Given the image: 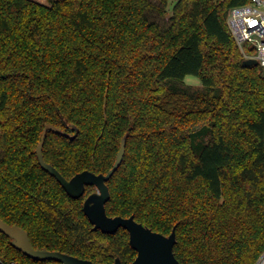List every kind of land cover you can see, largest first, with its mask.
Returning <instances> with one entry per match:
<instances>
[{
	"label": "trees",
	"instance_id": "obj_1",
	"mask_svg": "<svg viewBox=\"0 0 264 264\" xmlns=\"http://www.w3.org/2000/svg\"><path fill=\"white\" fill-rule=\"evenodd\" d=\"M0 0V219L35 248L97 263L137 251L95 230L36 155L66 178L107 173L110 216L169 235L183 264H255L264 252V67L244 65L227 22L250 0ZM197 76L205 90L180 86ZM0 256L19 251L0 231ZM0 264H4L0 261ZM62 264V263H59Z\"/></svg>",
	"mask_w": 264,
	"mask_h": 264
},
{
	"label": "water",
	"instance_id": "obj_2",
	"mask_svg": "<svg viewBox=\"0 0 264 264\" xmlns=\"http://www.w3.org/2000/svg\"><path fill=\"white\" fill-rule=\"evenodd\" d=\"M257 63L255 58L245 59L244 65ZM49 130L61 132L51 124L45 126L41 140L36 148V155L40 166L53 175L64 187L65 191L73 198H81L86 193L87 186H94L96 190L86 196L83 210L95 230L103 233L114 234L120 228L129 232V243L137 251L136 258L130 264H183L174 253L177 241L176 228L169 235L153 230L135 219L134 215L124 217L121 215L110 216L107 213L106 203L111 193L108 181L120 167L126 153V136L122 138L121 147L117 153L113 167L107 173H94L83 170L70 179L66 178L54 165L48 163L43 154V148ZM0 231L12 238V244L25 255L36 260H54L62 264H105L97 263L90 259L80 258L61 251H51L46 248H35L31 242L28 231L18 225H12L0 219ZM108 264H123L117 257ZM188 264H198L195 262Z\"/></svg>",
	"mask_w": 264,
	"mask_h": 264
},
{
	"label": "built area",
	"instance_id": "obj_3",
	"mask_svg": "<svg viewBox=\"0 0 264 264\" xmlns=\"http://www.w3.org/2000/svg\"><path fill=\"white\" fill-rule=\"evenodd\" d=\"M227 22L244 58H255L264 67V0H250L231 7ZM0 261L4 264H21L17 260L5 261L1 256ZM255 264H264V252Z\"/></svg>",
	"mask_w": 264,
	"mask_h": 264
},
{
	"label": "rangeland",
	"instance_id": "obj_4",
	"mask_svg": "<svg viewBox=\"0 0 264 264\" xmlns=\"http://www.w3.org/2000/svg\"><path fill=\"white\" fill-rule=\"evenodd\" d=\"M42 3L49 4L48 0H38ZM157 5H162L159 0H152ZM176 0H171L169 6L167 7V16H162L158 10H152L148 13V18L152 22H156L160 24L162 27H166L170 22V17L172 15L173 6ZM180 86L187 87L189 91L196 92V91H203L205 87L203 86L201 80L194 75H189L186 77L184 83H180Z\"/></svg>",
	"mask_w": 264,
	"mask_h": 264
},
{
	"label": "flooded vegetation",
	"instance_id": "obj_5",
	"mask_svg": "<svg viewBox=\"0 0 264 264\" xmlns=\"http://www.w3.org/2000/svg\"><path fill=\"white\" fill-rule=\"evenodd\" d=\"M93 187H94V186H93ZM95 190H96V187H94V190H93V191H95ZM93 191H92V192H93ZM90 193H91V192H90Z\"/></svg>",
	"mask_w": 264,
	"mask_h": 264
}]
</instances>
